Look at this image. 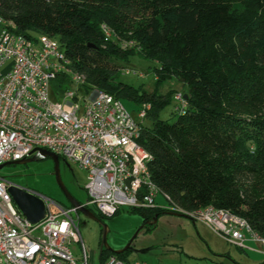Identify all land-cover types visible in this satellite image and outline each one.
Here are the masks:
<instances>
[{
  "label": "trees",
  "instance_id": "16d2710c",
  "mask_svg": "<svg viewBox=\"0 0 264 264\" xmlns=\"http://www.w3.org/2000/svg\"><path fill=\"white\" fill-rule=\"evenodd\" d=\"M0 16L30 39H57L86 85L133 101L134 114L150 105L137 141L172 204L228 210L264 235V0H0ZM136 54L157 62L153 92L119 80ZM173 78L187 87L186 108L169 122L158 116L168 102L157 89ZM130 209L143 225L179 214ZM129 250L100 242L99 263L114 255L130 264Z\"/></svg>",
  "mask_w": 264,
  "mask_h": 264
},
{
  "label": "built area",
  "instance_id": "2783aa9c",
  "mask_svg": "<svg viewBox=\"0 0 264 264\" xmlns=\"http://www.w3.org/2000/svg\"><path fill=\"white\" fill-rule=\"evenodd\" d=\"M14 29L12 20L0 16V165L23 163L38 154L37 148L48 150L85 170L87 199L81 206H94L104 217L123 206L178 212L241 249L254 242L264 255V235L246 219L212 205L182 209L152 181L147 167L151 155L137 141L149 104L131 113L121 100L86 85L85 75L71 68L57 39L45 34L30 39ZM101 29L112 36L105 24ZM173 98V110L183 113L184 95L177 92ZM12 184L0 175V264H88L78 207L26 189L45 206L42 219L32 223L14 204L8 191ZM158 195L166 205H158ZM75 244L79 255L72 251ZM98 264L125 263L110 255Z\"/></svg>",
  "mask_w": 264,
  "mask_h": 264
},
{
  "label": "rangeland",
  "instance_id": "374dc122",
  "mask_svg": "<svg viewBox=\"0 0 264 264\" xmlns=\"http://www.w3.org/2000/svg\"><path fill=\"white\" fill-rule=\"evenodd\" d=\"M125 66L127 67L126 69H130L131 72H126L125 69L122 71L120 67L121 73L119 75V80L121 82L131 85L137 89H143L147 92H153L155 90L156 84L153 69L157 67L156 61L143 58L142 56L136 54L129 57ZM137 73L142 75H138ZM177 92L185 94L187 93V87L174 78L166 81L157 89V93L162 95V98L167 96L168 102L162 107L158 108V116L160 119L168 120L169 122L175 120L176 116L172 114L173 107L176 104L173 94ZM122 103L126 109L133 114L138 108L133 101L122 100ZM145 122L148 124L151 123V121L147 119ZM34 157V159L25 161L23 163L4 165L2 168H0V175L4 176L7 181L13 183L14 185L33 190L41 195L53 199L58 203H61L62 205L69 206L70 204L66 199L64 192L56 180L54 173L55 163L53 159L50 156L40 157L37 153L34 154ZM58 169L61 181L68 193L78 202L84 203L87 199V193L84 189V185L86 183L85 170L66 161L63 159V157L58 158ZM156 201L158 202L159 206L167 204V201L161 195H158ZM88 207L97 216L98 212L95 207ZM162 215L163 214H161L159 217ZM73 216L76 218L75 213H73ZM173 217L179 218L180 216ZM180 218H183L187 220V222L191 223L190 220L184 216ZM77 220L79 235L84 243L87 254H97L100 242L103 237L102 224L106 225V245L114 251L120 250L126 247L128 244H130L132 248L138 246L143 237L151 234L155 229V226L151 225L150 227L153 229L148 232V226L146 224H142V216L140 211L131 210L126 206L121 207L115 214L111 216L102 217L99 219L101 222L87 218L81 212H78ZM161 221L162 222L158 224L160 229H156V232H162L161 229L163 228H177L174 223L168 222L166 220ZM184 228H180L179 232L184 233ZM220 241L223 248L228 245L224 239L223 241ZM248 243L257 245L256 243L252 242ZM77 245L78 244H75L74 246L72 245V251L74 255H79L78 247H76ZM190 246H192L191 250H196V248L193 247L195 245L191 244L189 245V248H191Z\"/></svg>",
  "mask_w": 264,
  "mask_h": 264
},
{
  "label": "crops",
  "instance_id": "0c3cea01",
  "mask_svg": "<svg viewBox=\"0 0 264 264\" xmlns=\"http://www.w3.org/2000/svg\"><path fill=\"white\" fill-rule=\"evenodd\" d=\"M162 214L161 217L160 214L155 220L145 223L148 227L155 226V229L144 236L138 246L129 250L127 260L130 264H264V255L257 251L258 245L248 243L251 241L245 242V249L228 242L223 248L220 241L223 239L203 222L186 217L190 220L189 223L180 218L183 215ZM161 220L174 223L177 228H163L162 232H156ZM180 228H184L185 232L180 233ZM147 229L150 232L153 228ZM191 244L195 245L193 247L196 250H191L192 246L189 248ZM98 251L97 254H87L88 264L99 263Z\"/></svg>",
  "mask_w": 264,
  "mask_h": 264
},
{
  "label": "water",
  "instance_id": "95a60500",
  "mask_svg": "<svg viewBox=\"0 0 264 264\" xmlns=\"http://www.w3.org/2000/svg\"><path fill=\"white\" fill-rule=\"evenodd\" d=\"M184 97L186 98V95H184ZM37 150L38 154L40 157H45V156H50L54 163H55V176H56V180L58 182V184L60 185L61 189L64 192V195L66 197V199L68 200L69 204L72 205L73 207H78V211L83 213L87 218H90L94 221H98L101 222L98 217L87 207L81 206L80 202H78L75 198H73L68 191L66 190V188L64 187L61 178H60V174H59V169H58V156L48 150L42 149V148H37L35 149ZM35 157H31L26 159V161L32 160ZM20 163L19 161H9L6 162L2 165H0V168H2L4 165L7 164H18ZM8 191L12 197V200L14 202V204L16 205V207L20 210V212L28 219L30 220L32 223H37L38 221H40L42 219V217L44 216L45 213V206L44 203L41 199H39L37 196L27 192V190L25 188L19 187L17 185L12 184L11 186H9ZM103 228V237L101 240V245L102 246H106V240H105V229H106V225L102 224ZM133 249L130 244H128L126 247L117 250L115 252H122L126 249Z\"/></svg>",
  "mask_w": 264,
  "mask_h": 264
}]
</instances>
